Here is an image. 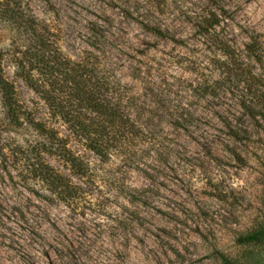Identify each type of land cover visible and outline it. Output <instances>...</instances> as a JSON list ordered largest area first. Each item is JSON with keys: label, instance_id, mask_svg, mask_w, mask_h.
<instances>
[{"label": "rangeland", "instance_id": "374dc122", "mask_svg": "<svg viewBox=\"0 0 264 264\" xmlns=\"http://www.w3.org/2000/svg\"><path fill=\"white\" fill-rule=\"evenodd\" d=\"M22 2L132 130L101 158L7 59L22 124H0V264H264V0Z\"/></svg>", "mask_w": 264, "mask_h": 264}, {"label": "trees", "instance_id": "16d2710c", "mask_svg": "<svg viewBox=\"0 0 264 264\" xmlns=\"http://www.w3.org/2000/svg\"><path fill=\"white\" fill-rule=\"evenodd\" d=\"M1 32L8 33L10 43L2 46L0 43V124H22L15 86L6 74V61L10 59L17 75L85 140L88 148L103 159L110 158L132 129L124 114L122 97L112 94L105 75H99L95 67L68 58L22 0H0ZM38 125L40 132L47 134L53 143L55 133L40 123ZM61 144L56 146L57 153L67 159L76 170L74 173L85 176L88 164ZM49 152L54 153L52 146ZM35 172L61 199L68 200L75 192L66 176L48 164L37 166Z\"/></svg>", "mask_w": 264, "mask_h": 264}]
</instances>
